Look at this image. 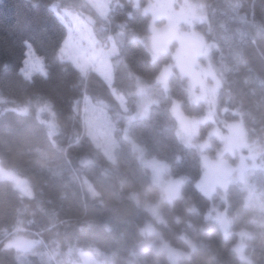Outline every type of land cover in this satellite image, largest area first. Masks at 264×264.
<instances>
[{
  "label": "trees",
  "instance_id": "16d2710c",
  "mask_svg": "<svg viewBox=\"0 0 264 264\" xmlns=\"http://www.w3.org/2000/svg\"><path fill=\"white\" fill-rule=\"evenodd\" d=\"M192 1L203 6L205 18L193 27L211 44L209 61L221 79L219 124L242 120L247 138L264 145V0ZM54 3L94 19L104 46L113 35L119 53L111 83L60 56L68 27ZM150 3L113 0L103 17L89 0H0V166L30 190L0 176V264H81L85 253L100 264H171L157 247L162 240L190 252L179 264H264V168L248 172L251 194L240 181L214 194L217 211L230 221L225 233L207 216L212 199L196 185L200 152L179 138L172 112L174 98L188 115L205 113L206 102L189 99L187 78L177 68L168 91L157 83L172 52L153 51L160 22L147 11ZM28 43L45 72L24 73ZM141 85L156 102L148 116L135 117ZM212 126L202 125V136ZM127 133L148 156L170 163L173 177H185L172 199L152 182ZM102 138L108 140L100 145ZM76 183L83 201L75 207ZM46 185L67 191L64 213L42 198ZM147 226L154 232L146 233ZM19 237L36 242L29 250L7 245ZM239 239L246 243L245 261L235 248Z\"/></svg>",
  "mask_w": 264,
  "mask_h": 264
},
{
  "label": "rangeland",
  "instance_id": "374dc122",
  "mask_svg": "<svg viewBox=\"0 0 264 264\" xmlns=\"http://www.w3.org/2000/svg\"><path fill=\"white\" fill-rule=\"evenodd\" d=\"M150 1L151 3L146 8L147 11L155 9L163 2V0ZM89 2L104 17L108 14L113 0H89ZM53 6L58 10L59 15L68 27V35L60 50V56L72 61L84 74H87L90 70H95L106 82L111 83L113 80L112 58L119 53V46L113 35L109 37L110 44L104 46L97 34V25L89 15L65 7L58 9L57 3H54ZM177 9L189 13L191 20L186 23L185 29L181 27L180 37L171 54L172 61L163 67L157 76V83L168 91L170 88V76L173 74V70L177 68L178 72L187 78L189 99L195 103L203 100L206 102L205 113L188 115L182 109L181 100L174 98L172 112L177 119V134L179 138L183 143L197 148L200 152L202 176L196 185L201 192L212 199V205L207 216L218 220L222 229L227 233L228 229L226 228L230 224V221L224 213L220 212L222 210L216 204L214 194L219 190L225 194L228 184L236 181L242 182L246 189L248 187L251 194L253 189L248 183L247 174L250 170L264 168V159L261 156V153L264 152V145L257 141L252 142L247 138L242 120L232 123H225V120H221L222 123L219 124L215 97L221 86V79L212 66L211 61H209L211 44L193 27V24L205 18L203 6L193 3L192 0H182ZM153 18L154 21H157L156 17L153 16ZM27 46V57L23 68L24 73L27 76H31L34 71L40 70L45 72L42 57L37 54L30 43ZM192 46L199 48L198 58L193 56ZM152 48L155 52L156 45L153 42V38ZM138 79L140 80L141 78L138 76ZM137 93L140 98V109L134 116H148L151 106L156 100L149 95L148 89L144 85H141ZM116 96L124 110H127L124 97L118 94ZM22 111L26 112L28 110L24 107ZM102 111L105 114V120H107L106 110L103 109ZM208 121L214 122V126L208 128L205 135L202 136V125ZM126 137L132 142V146L137 151L140 161L150 168L152 182L161 188L163 197L172 199L173 195L177 193V188H174L175 184H182L185 181V177H173L171 175L170 163L155 156H148L144 148L129 133L126 134ZM214 139H217V143H214ZM107 140L106 138H102L101 141L97 139L96 142L102 145ZM224 157L231 158L236 168H238L236 175L230 180H221L219 178V163ZM0 176L14 179L19 186L23 187L26 191H30L26 183L23 184L24 180H20L21 178L17 179L12 170L3 169L0 166ZM76 185L73 186L71 192V195L74 194L75 196V200H73L75 207L83 201L80 184L76 183ZM41 189V196L44 201L64 213L68 206L66 200L67 191L61 192L52 185L42 186ZM134 197L139 202V196L134 194ZM148 207L153 212H158L157 205L151 204ZM217 207L220 210L219 212L217 211ZM145 231L149 234L154 232V228L147 226ZM151 241L155 243L153 240ZM35 242L36 240L31 238L19 237L9 241L7 245L22 250H29ZM157 247L167 252L171 264H179L181 257L190 254V252L173 247L165 240L159 242ZM235 248H237L238 254L245 261L247 256L244 240L239 239ZM81 264L100 263L95 260L91 253H85ZM245 264H248V262L245 261Z\"/></svg>",
  "mask_w": 264,
  "mask_h": 264
},
{
  "label": "water",
  "instance_id": "95a60500",
  "mask_svg": "<svg viewBox=\"0 0 264 264\" xmlns=\"http://www.w3.org/2000/svg\"><path fill=\"white\" fill-rule=\"evenodd\" d=\"M179 1L163 0L162 4L149 12L160 22V25L152 31L153 42L156 45L155 52L158 55L167 56L172 52L180 37L182 25L191 20L189 13L177 9ZM192 53L195 58H198L199 48L192 46ZM237 171L238 168H236L231 158L224 157L220 160V179L230 180L236 175Z\"/></svg>",
  "mask_w": 264,
  "mask_h": 264
},
{
  "label": "flooded vegetation",
  "instance_id": "af4514ba",
  "mask_svg": "<svg viewBox=\"0 0 264 264\" xmlns=\"http://www.w3.org/2000/svg\"><path fill=\"white\" fill-rule=\"evenodd\" d=\"M232 160V159H231Z\"/></svg>",
  "mask_w": 264,
  "mask_h": 264
}]
</instances>
